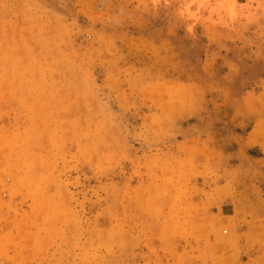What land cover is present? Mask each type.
<instances>
[{"label": "rangeland", "instance_id": "rangeland-1", "mask_svg": "<svg viewBox=\"0 0 264 264\" xmlns=\"http://www.w3.org/2000/svg\"><path fill=\"white\" fill-rule=\"evenodd\" d=\"M259 208L264 0H0V264H264Z\"/></svg>", "mask_w": 264, "mask_h": 264}, {"label": "crops", "instance_id": "crops-1", "mask_svg": "<svg viewBox=\"0 0 264 264\" xmlns=\"http://www.w3.org/2000/svg\"><path fill=\"white\" fill-rule=\"evenodd\" d=\"M250 210V209H249ZM260 212V211H264V209L262 208H259L258 210H256V212ZM249 214L251 215H254L255 213H252L251 211H249ZM260 216L262 217L261 220L256 218V217H259ZM256 217H252V218H249L248 220L249 221H255V222H252V223H247V228L245 229V232H246V237H249V240L251 238H255V237H260L262 236V234H264V213H260L259 215L257 214ZM247 219V218H246ZM255 242H258L260 243V245L256 246L259 250V255L264 258V238L260 237L259 240L255 239L252 243V245H254L253 243ZM251 244H248L247 243V246H249Z\"/></svg>", "mask_w": 264, "mask_h": 264}]
</instances>
